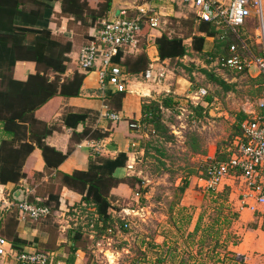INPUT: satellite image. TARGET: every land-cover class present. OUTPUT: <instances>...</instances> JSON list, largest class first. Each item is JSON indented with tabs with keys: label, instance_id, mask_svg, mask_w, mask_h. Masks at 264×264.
Listing matches in <instances>:
<instances>
[{
	"label": "rangeland",
	"instance_id": "374dc122",
	"mask_svg": "<svg viewBox=\"0 0 264 264\" xmlns=\"http://www.w3.org/2000/svg\"><path fill=\"white\" fill-rule=\"evenodd\" d=\"M181 1L184 3L183 0L165 3L174 4L180 13L164 16L162 32L182 36L188 32L189 26L176 20L192 17ZM163 3L159 0H121L120 4L127 6L124 7L127 10H135L137 6L156 8ZM243 29L254 42L256 24ZM144 31H150L147 23ZM215 40L214 37L207 38L203 51L190 49L183 60L174 59L169 63L176 80L180 79L181 89L180 94L173 95L175 105L163 109L162 120L167 131H156L153 124L144 128L135 162L137 174L134 175L143 183L137 184L134 196L114 201L111 210L129 226L122 227L117 221L111 230L100 231L94 225L97 221L94 208L83 206L71 212L74 221L71 220L66 229L56 221L57 217L47 220V250L53 246L51 240L55 239L56 243L62 236L67 259L73 254L68 229L71 226L76 230L82 225L83 239L78 245L85 251L84 264H264V221L242 209L236 195H231L230 191V202L226 205L212 191L196 184L211 158L217 157L219 151L226 153L240 134V115L250 110L255 100L264 94V78L258 68L236 74L220 68L216 60L208 61L212 56L207 52L214 50ZM185 42L190 46V39ZM79 54L76 64L80 67ZM203 68L223 77L233 85L232 89L224 90L211 81ZM200 86L208 90L206 96H211V101H207L206 96L196 98ZM199 105L205 107L202 115L197 109ZM196 145L199 149L195 151ZM185 178L190 184L182 192L180 187ZM224 190L225 187L220 192ZM182 201L190 204L181 205ZM227 206L231 209L228 216ZM124 208L130 209L131 213L125 212ZM119 212L122 215L119 216ZM173 216L181 222L173 221ZM199 216H202L201 221L197 222ZM194 221L199 224L198 232H195ZM252 236L253 240L256 237L262 255L250 252L247 263H240L242 256L235 251L234 245L247 238L245 246L248 247ZM106 251L111 252L113 261ZM0 264L23 263L13 257H0Z\"/></svg>",
	"mask_w": 264,
	"mask_h": 264
},
{
	"label": "trees",
	"instance_id": "16d2710c",
	"mask_svg": "<svg viewBox=\"0 0 264 264\" xmlns=\"http://www.w3.org/2000/svg\"><path fill=\"white\" fill-rule=\"evenodd\" d=\"M53 1H61L63 13L73 16L76 21L83 25H96L95 30H99L103 22L109 19L113 7V0H0V127L4 135L0 139V184L10 182L18 184L26 176L24 172L26 161L36 148L42 150L49 168H57L73 150L71 147L65 153L49 145L46 139L55 127L35 116L36 110L56 95L66 97L79 95L86 74L89 72L78 66L71 76L65 77L64 74L71 62V58L67 54L72 49V42L63 43L56 40L53 38L51 30L45 26L33 28L24 25L36 21L45 23L50 16L46 13L47 8L51 7L50 3ZM191 13L192 17L176 19L189 26L185 35H170L163 32L154 39L161 59H182L190 53V49L201 52L204 50L205 40L208 36L216 39L214 50L207 52L208 55L212 56L208 60L210 62L215 61L219 56H231L233 53L230 52V47L233 44H236L243 56H249V52L244 49L243 44L260 54L255 40L251 42L242 27L238 28L237 34L229 28H218L213 22L197 21L194 12ZM93 34H90L89 39L93 38ZM186 39H191L190 46L185 42ZM146 46V42L141 44L142 49L138 52H129L120 48L113 60L126 73L139 75L145 73L151 64L150 57L145 50ZM18 60L36 61L37 72L30 74L25 80L15 78L14 69ZM225 70L236 74L248 71L247 69L231 68H225ZM50 71L54 72L52 78L49 75ZM202 71L211 81L220 85L224 90L232 89L233 85L217 73L209 71L207 68H203ZM262 77L264 78L263 74ZM125 94L126 91H118L111 99L106 98L105 101L111 109L119 111ZM206 97L207 101L212 100L211 96ZM175 103L173 95H167L159 100L145 101L143 107L144 122L153 124L156 131H167L162 120L163 109L172 108ZM197 109L202 115L205 107L199 105ZM245 116L243 112L239 119L243 120ZM79 117L82 119V117L85 118V115L79 114ZM238 133L241 134L242 131L240 130ZM108 135L109 132L107 131L85 127L81 132H74L73 140L81 141L85 138L99 140ZM198 147L196 145L194 150H198ZM230 154L229 150L226 153L219 151L216 158L225 160L230 157ZM120 158H127V156L120 154L116 159H109L93 153L90 158L89 169L75 170L71 174H61L64 185L82 194L80 204L84 205L85 208L94 207V213L97 214V221L94 225L100 231L112 229V224L117 221L121 223L122 227H125L126 224L121 218L113 217L111 209L115 196L112 194V189L120 183H127L133 189L136 188L137 184L143 183L138 176L119 178L114 175L115 169L120 163H123ZM205 176H207L206 170L199 177ZM189 184V179L185 178L184 185L180 187V190L184 192ZM224 187L226 189L224 192H220L221 189L211 191L228 205L230 190L227 185ZM12 199L14 202H18L15 198ZM27 200L33 204L35 202L31 195L27 196ZM36 204L48 206L53 213L59 208L60 196L58 193H51L47 200L36 202ZM230 210L228 207L227 216ZM20 213L19 207L13 206L10 210L2 211L0 220V235L9 239L18 253L23 252L24 246L28 245V241L21 238L17 231ZM198 229L199 224L197 223L195 232H198ZM82 231L83 226L80 225L71 236L73 254L67 258V261L71 263L76 260V251L82 248L80 244L78 245V241L83 239ZM39 250L49 251L46 248Z\"/></svg>",
	"mask_w": 264,
	"mask_h": 264
},
{
	"label": "crops",
	"instance_id": "0c3cea01",
	"mask_svg": "<svg viewBox=\"0 0 264 264\" xmlns=\"http://www.w3.org/2000/svg\"><path fill=\"white\" fill-rule=\"evenodd\" d=\"M160 1L162 3L163 1L166 2H164L162 5L155 6L156 8L144 5L137 6L135 10L132 8L127 10L128 8H124L127 6L121 5V0H117V4L115 7L113 5L109 14V18H111V16L120 15L122 11L126 10L127 15L137 16L140 14L139 8H147L150 9L152 14L160 18V26L156 29H150V31L147 33L144 31L141 39V44L144 42L147 43L145 50L150 57V67L154 68L155 76L157 77L156 80L149 82L144 79L142 74L139 75L130 73L128 75V89L122 99L121 109L116 111L107 106L108 104L105 100L106 98L111 99L112 96L118 92V90H116L112 85L108 86L106 89L102 88L100 84L99 71L94 69L86 74L79 95L71 97L56 95L42 107L36 110L35 116L38 119L46 121L55 127L54 131L47 137V143L65 153L71 147H73V150L57 168H49L43 157L42 150L40 148H36L26 161L24 168L26 176L23 177V179L18 184L12 182L8 184H0V217H2L3 211L1 208V200L3 198H6L12 202V198L17 200V196L22 197L23 194H25V196L31 195L32 199L35 201L34 204H36V202L39 203L41 201L47 200L51 193H58L60 196L59 208L47 217L38 221H34L30 218H20V222L17 227L18 234L21 238L28 241V245L24 246V250L35 251L39 249H45L49 243L47 220H50L52 217H57L56 221L62 224V228L66 229L69 227L70 221L73 220L71 217V212L73 213V210L84 206L80 204L82 200V194L62 183V173L71 174L75 170L89 169L90 158L93 153H96L109 159H116L120 154H125L127 158H120L123 163H120L115 169L114 175L119 178H123L137 174L135 171V162L137 155L140 152V138L145 132V127L143 126V107L145 101L152 99L159 100L157 97H161L162 95L180 94L181 89L180 79L176 80L175 72L169 66L171 60H164L160 58L158 47L154 42V39L163 33L161 29L162 19L165 18L164 16L174 15L175 13H180V11L175 8L176 6L174 4H165L169 0H159V2ZM50 4L51 7L49 6L46 12L47 15L50 14V16L46 19L45 23L36 21L35 23L29 22L25 23L24 25L33 28H41L45 26L51 30L53 38L56 40L63 43L68 41L72 42V49L70 53L67 54L71 58V62L69 63L68 69L64 74L65 77H69L78 67L76 64L78 52H80L82 46L89 40L90 34L96 32V25L85 26L81 22L76 21L73 16L63 13L61 1H53ZM182 4L189 12H192L191 9L183 2ZM207 38L211 37H206L205 45ZM191 43L192 41L189 44L191 45ZM37 70L38 68L36 61L18 60L15 64L14 76L17 79L25 80L30 74L36 73ZM79 70L83 71L81 69ZM49 75L51 78L54 77V72L50 71ZM202 87L200 86L198 88L195 94L196 98L200 97L198 91ZM111 112L119 113L121 119L111 120L108 117V114ZM79 114L85 115V118L82 117L81 119ZM244 114L246 115L244 119H246L248 115L247 111ZM243 120H240V128L241 122ZM131 123H136L138 126L131 127ZM85 127L98 128L100 130L109 132V135L99 140L87 138L82 139L81 141H75V138V140H73L74 132H81ZM3 136L4 135L0 127V139ZM227 182H225L226 184L224 183V185L221 187L223 188L225 185H227L231 195H236L237 203L239 205L240 202L237 197V193L233 189V182L231 180H228ZM201 183V179L197 177L196 184L202 188ZM134 193L135 190L129 184L120 183L117 187L112 189V194L115 196L112 201V205H114V201L116 202L120 201L121 199H129V197L134 196ZM229 202L230 200L227 203L229 204ZM189 204L190 203H187L186 201L181 202V205ZM246 210L253 214L251 210ZM124 211L131 213L130 209L127 208H124ZM115 212L112 214L114 218H117L118 216L116 217ZM120 215L122 214L120 213L119 216ZM254 215L257 216L255 213L253 216ZM175 218L176 217L173 216V221L177 223L181 222L177 221ZM200 218L201 216H199V219ZM199 219L196 221L200 222L201 220ZM261 221L264 220L261 219ZM197 222L194 221L195 228ZM166 227L167 226L164 225V228ZM74 232L75 230H73V228L70 226L67 232L68 237H71ZM165 232H167V230H165ZM160 237L163 236L160 235ZM253 238V236L249 238L251 239L249 240L250 242L248 244L249 248L245 246L247 238L246 240L241 241L239 244L234 245L235 251H237V253L242 256V259L239 261L240 263L245 261L247 263V258L249 257L250 252H257L258 254L256 253V255H262V253L260 254L259 252L260 245L258 246L256 237L255 240H253ZM51 241L53 242V246L52 248H48L50 249L48 252L51 253L54 263L57 264L58 262L67 261L64 256L65 250L62 246V242L65 241L64 238L60 236L56 243L55 239L54 241ZM76 253V260L74 261V264H84V249L80 248Z\"/></svg>",
	"mask_w": 264,
	"mask_h": 264
},
{
	"label": "built area",
	"instance_id": "2783aa9c",
	"mask_svg": "<svg viewBox=\"0 0 264 264\" xmlns=\"http://www.w3.org/2000/svg\"><path fill=\"white\" fill-rule=\"evenodd\" d=\"M184 4L194 12L197 21L213 22L218 28L231 29L238 34V28L256 24L255 42L259 53L243 44L249 56H243L236 44L231 45L229 57H218L216 64L225 70L247 69L253 67L264 75V0H183ZM137 16L127 15L126 10L120 15L113 16L103 22L102 27L93 34L81 48L79 64L84 70H98L102 88L112 85L118 91H127L128 75L123 68L113 60L120 48L129 52L142 49L141 39L147 23L150 29L160 26V18L150 12V9L139 8ZM151 34V32H150ZM144 79L151 82L156 80L154 68L149 67L142 73ZM199 95L206 96L208 90L200 88ZM108 106V105H107ZM247 117L241 122L242 133L237 135L229 148L230 157L218 160L215 156L205 168L207 176L199 177L201 186L208 191H218L225 182L231 180L233 189L242 209L246 208L264 220V94L259 97L253 107L247 111ZM111 120H119V113L108 114ZM150 125L146 122L143 126ZM131 123V127H137ZM228 183V182H227ZM226 184V183H225ZM138 195V193H137ZM2 210H10L17 206L20 218L40 220L51 214L48 206H38L30 203L25 196L23 201L10 202L2 200ZM1 220V217H0ZM129 223L126 222L125 227ZM0 257H13L26 264H55L50 252L27 251L21 253L15 250L13 243L0 235ZM57 264H74L62 261Z\"/></svg>",
	"mask_w": 264,
	"mask_h": 264
},
{
	"label": "water",
	"instance_id": "95a60500",
	"mask_svg": "<svg viewBox=\"0 0 264 264\" xmlns=\"http://www.w3.org/2000/svg\"><path fill=\"white\" fill-rule=\"evenodd\" d=\"M116 4H117V0H113V5H114V7H115ZM111 18H113V16H111ZM20 192H21V191H20ZM21 193H23V192H21ZM15 197H16V196H15ZM16 198H17L18 201H23L24 198H25V194H23L22 197L17 196Z\"/></svg>",
	"mask_w": 264,
	"mask_h": 264
},
{
	"label": "bare ground",
	"instance_id": "6f19581e",
	"mask_svg": "<svg viewBox=\"0 0 264 264\" xmlns=\"http://www.w3.org/2000/svg\"><path fill=\"white\" fill-rule=\"evenodd\" d=\"M106 254L109 255V257H110L111 260L113 261V256H112L111 252H110V251H106Z\"/></svg>",
	"mask_w": 264,
	"mask_h": 264
}]
</instances>
